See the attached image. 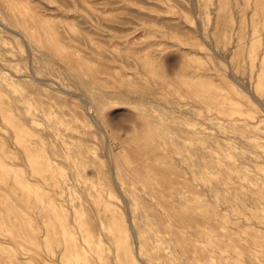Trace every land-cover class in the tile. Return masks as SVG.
I'll list each match as a JSON object with an SVG mask.
<instances>
[{
  "label": "rangeland",
  "instance_id": "1",
  "mask_svg": "<svg viewBox=\"0 0 264 264\" xmlns=\"http://www.w3.org/2000/svg\"><path fill=\"white\" fill-rule=\"evenodd\" d=\"M262 218L264 0H0V264H263Z\"/></svg>",
  "mask_w": 264,
  "mask_h": 264
},
{
  "label": "bare ground",
  "instance_id": "2",
  "mask_svg": "<svg viewBox=\"0 0 264 264\" xmlns=\"http://www.w3.org/2000/svg\"><path fill=\"white\" fill-rule=\"evenodd\" d=\"M3 1V0H2ZM32 1V0H31ZM36 1V0H35ZM60 1V0H59ZM82 1V0H81ZM7 2V1H6ZM8 3V2H7ZM35 3V2H34ZM195 3V2H194ZM13 4H14V2H13ZM37 4V3H36ZM42 4V3H41ZM65 4V3H64ZM193 4V3H192ZM15 5V4H14ZM43 5V4H42ZM158 6V5H157ZM45 7V6H44ZM47 7V6H46ZM73 7V6H72ZM53 9V8H52ZM14 13H16L15 11H14ZM24 15V14H23ZM10 16V15H9ZM42 17V16H41ZM61 17H62V15H61ZM64 17V16H63ZM72 17V16H71ZM12 18V17H11ZM37 18V17H36ZM14 19V18H13ZM42 19H44V18H42ZM160 19V18H159ZM19 20V19H18ZM2 24V23H1ZM58 24V23H57ZM200 25V24H199ZM3 28V27H2ZM1 28V29H2ZM200 28V27H199ZM201 29V28H200ZM12 30V29H11ZM181 30V29H180ZM14 31H15V29H14ZM41 31V30H40ZM15 32H17V31H15ZM14 32V33H15ZM21 33V32H20ZM62 34V33H61ZM23 37V36H22ZM25 41V40H24ZM207 44V43H206ZM26 46H28L27 44H26ZM25 46V47H26ZM11 47V46H10ZM27 48H29V47H27ZM30 52V51H29ZM17 54V53H16ZM222 55V54H221ZM225 55H226V53H225ZM14 56H15V54H14ZM75 58V57H74ZM170 62V61H169ZM30 64V63H29ZM100 65V64H99ZM36 67V66H35ZM116 67V66H115ZM142 67V66H141ZM6 68V67H5ZM11 68V67H10ZM9 68V69H10ZM102 68V67H101ZM104 68V67H103ZM15 69V68H14ZM106 69V68H105ZM3 71V70H2ZM13 71V70H12ZM13 73H15V72H13ZM12 73V74H13ZM21 73V72H20ZM19 73V74H20ZM25 73V72H24ZM33 73V72H32ZM103 73V72H102ZM124 73V72H123ZM29 74V73H28ZM33 75V74H32ZM32 75H30V76H32ZM116 75V74H115ZM20 76H21V74H20ZM29 76V75H28ZM35 76V75H34ZM122 76V75H121ZM120 77V76H119ZM118 77V78H119ZM21 78V77H20ZM37 78H39V77H37ZM36 78V79H37ZM48 78V77H47ZM2 79V78H1ZM72 79V78H71ZM91 79V78H90ZM125 79V78H124ZM242 79V78H241ZM37 80H40V79H37ZM42 80H44V79H42ZM41 80V81H42ZM243 86V85H242ZM60 87V86H59ZM62 87V86H61ZM30 89V88H29ZM31 89H33V88H31ZM56 89V88H55ZM62 89V88H61ZM124 89V88H123ZM193 89V88H192ZM200 89V88H199ZM2 90H4V89H2ZM187 90H188V88H187ZM44 91V90H43ZM67 91V90H66ZM124 91V90H123ZM132 91V90H131ZM176 91V90H175ZM35 92V91H34ZM51 92V91H50ZM84 92V91H83ZM129 92V91H128ZM17 93V92H16ZM68 93H70V92H68ZM75 93V92H74ZM251 93V92H250ZM72 94V93H71ZM80 94V93H79ZM82 94V93H81ZM131 94V93H130ZM74 95H76V94H74ZM84 96H85V94H83ZM34 96V95H33ZM209 96V95H208ZM35 97V96H34ZM80 97H81V95H80ZM135 97V96H134ZM23 98V97H22ZM6 99V98H5ZM256 99V98H255ZM121 100V99H120ZM86 101V100H85ZM25 102V101H24ZM5 103V102H4ZM69 103V102H68ZM89 104H91V103H89ZM48 106V105H47ZM93 107V106H92ZM177 107V106H176ZM38 108V107H37ZM36 108V109H37ZM227 110L229 111V108H227ZM24 111H25V109H24ZM44 111H45V109H44ZM46 111H47V109H46ZM93 111H94V109H93ZM186 111H187V109H186ZM52 112H50V114H51ZM78 113V112H77ZM87 114V113H86ZM46 115V114H45ZM164 115V114H163ZM162 115V116H163ZM88 116H92L93 118L95 117L93 114L92 115H88ZM91 117V118H92ZM79 118V117H78ZM172 118V117H171ZM32 120H34V119H32ZM92 120V119H91ZM96 120V119H95ZM170 121V120H169ZM174 121V120H173ZM84 121L82 120V123H83ZM94 122V121H93ZM101 122V121H100ZM254 122V121H253ZM75 124V123H74ZM94 124V123H93ZM96 124V123H95ZM98 124H99V122H98ZM246 124V123H245ZM79 125V124H78ZM95 126V125H94ZM18 127V126H17ZM79 127V126H78ZM102 127V126H101ZM100 127V129H102ZM132 127V126H131ZM184 127V126H183ZM124 129V128H123ZM169 129V128H168ZM103 130V129H102ZM183 130H184V128H183ZM105 132V131H104ZM105 134V133H104ZM93 135V134H92ZM83 136V135H82ZM50 137V136H49ZM91 137V136H90ZM173 137V136H172ZM73 138V137H72ZM106 138V137H105ZM74 139V138H73ZM92 139V138H91ZM36 140V139H35ZM59 140V139H58ZM105 141H107L106 139H105ZM77 144V143H76ZM102 145V144H101ZM105 145H106V143H105ZM105 147V146H104ZM106 148V147H105ZM70 149V148H69ZM105 150V149H104ZM77 151V150H76ZM101 152H103V151H101ZM5 153V152H4ZM105 153V152H104ZM177 154V153H176ZM180 155V154H179ZM186 155V154H185ZM106 158V157H105ZM107 159V158H106ZM168 159V158H167ZM166 159V160H167ZM170 159V158H169ZM191 159V158H190ZM109 160V159H108ZM182 160V159H181ZM168 161V160H167ZM175 161V160H174ZM193 160H191V162H192ZM43 162V161H42ZM159 162V161H158ZM201 162V161H200ZM108 163V162H107ZM110 164V163H109ZM87 165V164H86ZM109 166V165H108ZM110 167H111V165H110ZM109 167V168H110ZM201 167V166H200ZM147 168V167H146ZM111 169H112V167H111ZM110 169V170H111ZM149 169V168H148ZM181 169V168H180ZM106 171V170H105ZM114 171V170H113ZM112 171V172H113ZM153 171V170H152ZM111 172V171H110ZM119 172V171H118ZM167 172H168V170H167ZM78 173V172H77ZM90 173V172H89ZM106 173V172H105ZM163 173H166V171H164ZM162 173V179H163V182L164 183H166V184H170L171 183V181H170V179H168L167 178V176H165L164 177V174ZM119 174H120V172H119ZM111 175H113V173L111 174ZM107 176V175H106ZM120 176V175H119ZM44 177H45V175H44ZM127 177V176H126ZM114 179L115 178H113V181H114ZM127 179H128V177H127ZM116 180V179H115ZM130 180H132V179H130ZM112 181V182H113ZM95 183V182H94ZM114 183V182H113ZM116 183V182H115ZM132 183V182H131ZM260 183V182H259ZM49 184V183H48ZM114 186H117V185H114ZM119 186V185H118ZM104 187V186H103ZM56 188H58V187H56ZM55 188V189H56ZM87 188V187H86ZM86 188H84V190L86 189ZM115 189H117L116 187H115ZM90 190V189H89ZM92 190V189H91ZM96 190H98V189H96ZM99 191V190H98ZM225 191V190H224ZM118 192H119V189H118ZM117 192V193H118ZM191 192V191H190ZM39 193V192H38ZM41 193V192H40ZM94 193V192H93ZM119 194V193H118ZM123 194H124V196L122 197L120 194V196L119 197H121L122 199L124 198L125 200H123L126 204H127V202L126 201H129V202H132V198L128 195V193L126 192V191H124L123 190ZM183 194V193H182ZM41 195V194H40ZM51 195V194H50ZM91 197H93L92 195H90ZM115 197V196H114ZM89 198V197H88ZM247 198V197H246ZM44 199H46V198H44ZM67 199V198H66ZM54 200V199H53ZM56 200V199H55ZM179 201V200H178ZM56 202V201H55ZM91 202V201H90ZM116 202V201H115ZM82 203V202H81ZM89 203V202H88ZM116 203H118V202H116ZM75 204V203H74ZM152 204V203H151ZM92 205V204H91ZM128 205V204H127ZM64 206V205H63ZM128 206H130V205H128ZM145 206H147V204L145 205ZM54 207H55V209L56 210H58L57 209V203H55L54 204ZM59 207V206H58ZM142 207V206H141ZM140 207V208H141ZM126 208L128 209V207L126 206ZM148 208V207H147ZM153 208V207H152ZM127 209H126V211H127ZM87 210H88V208H87ZM125 210V209H124ZM152 210V209H151ZM85 212V211H84ZM154 212V211H153ZM123 213V212H122ZM125 213H127V212H125ZM42 213H40V215H41ZM128 214H130V213H127V215H125L126 217L128 216L129 218H130V216L128 215ZM44 215V214H43ZM90 215V214H89ZM119 215V214H118ZM131 215V214H130ZM157 215V214H156ZM172 215H173V217L174 218H176L177 219V221H179V222H182V221H184V220H182L183 219V217L184 216H188V218L190 217V219H194V216L190 213V214H187V213H180V212H175V213H172ZM47 216V215H46ZM90 216H92V215H90ZM25 217V216H24ZM101 217V216H100ZM127 217V218H128ZM149 217H151V216H149ZM126 218V219H127ZM129 218H128V220H129ZM132 218V217H131ZM160 218V217H159ZM43 219V218H42ZM164 219V218H163ZM44 220V219H43ZM48 220V219H47ZM42 220L40 219V222H41ZM51 221V220H50ZM74 221H75V219H74ZM130 221H131V219H130ZM137 221V220H136ZM151 221V220H150ZM52 222V221H51ZM64 222V221H63ZM94 222V221H93ZM101 222H103L104 223V221H103V219H101ZM139 222V221H138ZM97 223V222H96ZM87 225H88V223H86ZM131 224V223H130ZM165 224V222H164V220H160L159 221V223H158V226L160 227V226H162V225H164ZM129 225V224H128ZM133 225V224H132ZM132 225H130V226H132ZM90 226V225H89ZM95 226V225H94ZM260 226H262L261 228H263L264 229V219L262 218V220H261V222H260ZM92 227V226H91ZM108 227V226H107ZM183 227V226H182ZM105 228V227H104ZM77 229V228H76ZM90 229V228H89ZM96 229V228H95ZM129 229H130V227H129ZM134 235H135V238L137 239V241L138 242H140V244L142 245V248H149V245H148V240H146L145 238H144V236H143V230H142V227H141V225H139V223L137 224H134ZM132 229V230H133ZM162 229V228H161ZM4 230V229H3ZM131 230V229H130ZM169 230V229H168ZM90 232H92V234H95V231L94 230H92V229H90ZM131 232V231H130ZM42 233H43V231H42ZM101 233V232H100ZM172 233V232H171ZM133 234V233H132ZM150 234V233H149ZM257 234V232H256V230H255V228H253V231H252V236L254 237L255 235ZM97 235V234H96ZM132 236V235H131ZM151 236V235H150ZM124 237V236H123ZM68 238V237H67ZM80 238V237H79ZM78 238V239H79ZM91 238H93V237H91ZM133 238V237H132ZM154 238H155V241H161L162 240V237L160 236V235H156V234H154ZM134 240V239H133ZM7 242V241H6ZM5 242V243H6ZM76 242V241H75ZM167 242V241H166ZM165 242V243H166ZM73 243V242H72ZM93 243V242H92ZM94 243H96L95 241H94ZM168 243V242H167ZM102 244V243H101ZM92 245V244H91ZM137 245V244H136ZM168 245V244H167ZM253 245H254V247L253 248H255V242H253ZM245 246V245H244ZM262 246H263V248H264V243L262 244ZM60 247V246H59ZM76 247V246H75ZM3 248V247H2ZM6 248V247H5ZM137 248V247H136ZM55 249V248H54ZM6 250V249H5ZM47 254V253H46ZM10 255H12V254H10ZM255 255V253L254 252H252V256H254ZM53 256V255H52ZM59 256V255H58ZM135 256H136V254H135ZM152 256V255H151ZM150 256V257H151ZM84 257V256H83ZM4 258V257H3ZM43 259V258H42ZM55 259V258H54ZM73 259V258H72ZM153 259V256L151 257V258H149V260H147V261H144L143 263L144 264H151L152 263V260ZM21 260H23V259H21ZM261 262L264 264V253L262 254V257H261ZM2 262V261H1ZM182 262V261H181ZM142 263V262H141ZM142 263V264H143ZM252 264H256V262L254 261V258H252Z\"/></svg>",
  "mask_w": 264,
  "mask_h": 264
}]
</instances>
